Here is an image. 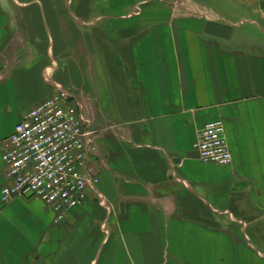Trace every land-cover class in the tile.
Here are the masks:
<instances>
[{
  "label": "crops",
  "instance_id": "1",
  "mask_svg": "<svg viewBox=\"0 0 264 264\" xmlns=\"http://www.w3.org/2000/svg\"><path fill=\"white\" fill-rule=\"evenodd\" d=\"M60 87L96 190L60 221L0 197V264H264V0H0V189L2 141ZM217 119L228 165L193 146Z\"/></svg>",
  "mask_w": 264,
  "mask_h": 264
},
{
  "label": "built area",
  "instance_id": "2",
  "mask_svg": "<svg viewBox=\"0 0 264 264\" xmlns=\"http://www.w3.org/2000/svg\"><path fill=\"white\" fill-rule=\"evenodd\" d=\"M94 131L76 97L60 87L28 110L1 143L5 183L2 202L36 197L50 205L60 221L96 190L98 176L88 166ZM194 148L201 161L228 165L232 156L221 119L206 123Z\"/></svg>",
  "mask_w": 264,
  "mask_h": 264
},
{
  "label": "rangeland",
  "instance_id": "3",
  "mask_svg": "<svg viewBox=\"0 0 264 264\" xmlns=\"http://www.w3.org/2000/svg\"><path fill=\"white\" fill-rule=\"evenodd\" d=\"M249 15H247V14H245V15H241L240 17H238V21L240 20V19H242V18H249L248 17ZM251 18H255L254 16H250ZM260 23V22H259ZM247 25H249V24H247V23H244L243 24V26H245V27H249L250 28V26H247ZM253 29H256V28H253Z\"/></svg>",
  "mask_w": 264,
  "mask_h": 264
}]
</instances>
